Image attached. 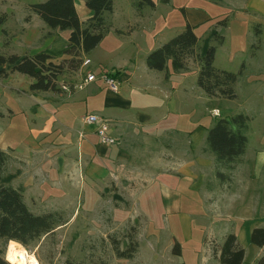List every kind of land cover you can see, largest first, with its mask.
I'll return each mask as SVG.
<instances>
[{
	"label": "crops",
	"instance_id": "obj_1",
	"mask_svg": "<svg viewBox=\"0 0 264 264\" xmlns=\"http://www.w3.org/2000/svg\"><path fill=\"white\" fill-rule=\"evenodd\" d=\"M9 1L12 9L7 6L5 9L25 12L17 22L23 40L16 48L12 41L10 49L0 53L19 56L45 53L53 55L56 61L65 57L71 31L51 29L30 11L31 5L48 0ZM121 1L113 0V12L104 16L107 33L91 53L82 54L80 67L98 76L111 73L123 85L121 91L119 88L118 93L113 92L98 79L72 94L31 93L30 77L17 72L10 74L0 83V96L7 99L0 102V149L20 165L21 171H16L25 196L41 193L37 197L41 202L58 201L63 203V208H73L78 193L81 199L90 192L122 193L123 198L117 194L108 197L114 201L107 204L114 209L111 224L115 228L137 227L140 247L135 257L118 258L111 264H221L213 256V242L223 244L231 234L237 236L245 249L243 264H256L264 255V246L251 242L253 231L264 229V101L261 99L264 97V0H198L195 5H182L185 25L166 26L168 34H175L172 39L191 26L199 38L200 56L216 47L214 64L217 48L226 43L223 33L231 27L232 14L254 31L243 57L239 53L236 71L215 66L238 75L235 100L209 97L197 83L199 65L189 63V68L179 73L169 64L165 71L149 69L147 57L172 39L156 41L163 28L152 14L143 11L145 7L132 12L119 25L117 19L125 15L120 12L124 10ZM152 1L155 3V8L149 7L152 12H158L162 6L171 12L179 8L171 0H160L161 5ZM133 4L134 8L138 7V0ZM75 6L81 23L86 25L93 11L87 7L86 0H75ZM5 9L0 8V12H6ZM9 23L1 27L2 33L7 31ZM140 25H149L140 33L143 39L147 38L151 49L143 50L136 40ZM33 27L40 30V42L28 46L24 38ZM8 33L14 38L18 36L14 28ZM202 36L206 38L203 47ZM46 37L50 42H43ZM219 37L223 38L221 44ZM107 39L113 43L104 44ZM126 43L138 49L140 58H121L116 66V62L112 63L113 69L102 71V59L96 58L95 53L103 49L114 60L123 57ZM20 47L26 51L19 53ZM87 56L88 65L84 62ZM19 74L23 82L15 88ZM4 88L8 93H1ZM212 99L231 103L242 100L243 110L239 112L250 118L246 153L233 171L219 169L215 155L207 147L209 130L218 120H206L202 107L205 110ZM251 99L258 103L249 105ZM85 114L97 115L100 122L87 124ZM101 122L109 124L108 134L116 140L115 144L101 143L97 134ZM219 170L227 180L217 176ZM71 223L73 219L65 225ZM176 244L182 248L180 256L173 254Z\"/></svg>",
	"mask_w": 264,
	"mask_h": 264
},
{
	"label": "trees",
	"instance_id": "obj_2",
	"mask_svg": "<svg viewBox=\"0 0 264 264\" xmlns=\"http://www.w3.org/2000/svg\"><path fill=\"white\" fill-rule=\"evenodd\" d=\"M87 7L93 11V17L83 25L79 18L75 0H48L30 6V11L39 16L51 29L71 31L69 50L66 52L72 60L71 71L80 69L83 61L82 54L91 53L103 40L107 33L105 14L112 13L113 0H86ZM155 8L152 0H138V8ZM7 14H0V28L8 21ZM260 31L257 32V35ZM219 44L223 38L219 37ZM199 38L194 29L188 25L186 30L166 43L160 49L147 57V66L154 71L167 70L168 63H172L177 73L189 68V60L196 59L200 63L198 86L209 97H225L236 99L234 86L238 75L221 71L215 67L216 47H211L206 55L197 56ZM79 59V60H77ZM11 67L13 73L26 75L33 80L30 90L32 93L59 91L57 81L64 73V63H57L48 54L40 53L35 56L4 55L0 53V78H7L9 72L5 67ZM250 118L244 114H237L229 119H220L209 130L207 147L215 155L217 166L233 171L246 153L249 142ZM11 156L0 149V243L17 242L28 247L42 236L51 234L64 224L63 213L52 212L43 215L34 214L24 200V189L6 186L1 182ZM221 180L227 176L218 171ZM251 242L264 246V229H255ZM174 254L181 255V247L176 244ZM137 252L134 245L132 251L119 252L121 258H132ZM214 254H219L221 264H243L245 249L239 243L237 236L231 234L222 247L216 248ZM0 264H12L5 258V251L0 249ZM72 264V263H68ZM264 264V255L256 262Z\"/></svg>",
	"mask_w": 264,
	"mask_h": 264
},
{
	"label": "rangeland",
	"instance_id": "obj_3",
	"mask_svg": "<svg viewBox=\"0 0 264 264\" xmlns=\"http://www.w3.org/2000/svg\"><path fill=\"white\" fill-rule=\"evenodd\" d=\"M135 0H123L121 1V6L124 8V10H121L120 12H125V15H121L117 19V23L120 25L124 23L129 15H131L132 12H138V7L134 8V2ZM162 4L160 0H155ZM172 3L176 4L179 7L178 10L171 12L170 8H167L166 6H162L158 12H152L149 7L143 8L144 12H149L152 14L153 19L158 24L161 25L163 30L159 33L157 37V42L162 40L168 42L171 37H173L175 34H168L167 27L170 28L172 26L174 27H182V25L186 24V17L184 12L181 10L182 5H187L190 3L191 5H195L193 3L198 2V0H171ZM43 3V2H42ZM2 4V5H1ZM14 4V3H13ZM7 6L9 9L11 8V1L9 0H0V8L5 9L4 7ZM217 8V7H216ZM218 9V8H217ZM142 10V9H140ZM6 12H0V14H7L8 15V21L10 22L7 31H4L2 33V28H0V51L4 52L5 49H10V45L12 44V41L15 44V48L18 47V43L22 42L23 40V34L22 30H20V25L17 22H20V19L25 15V12H18V10L15 9V12H12L11 10L5 9ZM20 11V9H19ZM130 12V13H129ZM27 18H29L28 15L29 12L26 13ZM108 14V13H107ZM233 19L231 18L230 23V29H225V33L223 35L226 37V43L222 47L217 48V68H223V69H231L233 71L237 70L238 64H239V53L240 56L243 57L242 53L248 49V45L252 43L253 39V30L251 28L247 27L246 25L241 23V18H239L237 15L232 14ZM11 17V18H10ZM16 22V24H15ZM172 23V24H169ZM15 24V25H14ZM147 24H149V21H147ZM184 24V25H185ZM133 25H137L135 22H133ZM179 25V26H177ZM147 29L149 25H140V28L137 30L136 40L137 42H140L141 48L143 50L145 49H151V45L149 44V41L147 38L143 39L142 29ZM16 31L18 36L16 38L13 37L11 33L12 30ZM40 30L37 27L31 28L29 31H27L24 43L28 46L31 44H38L40 41ZM67 33V32H66ZM173 33V32H172ZM201 35V34H199ZM60 33H57L56 37H59ZM14 38V39H13ZM64 38V36H62ZM66 38L65 40H67ZM167 39V40H166ZM201 46L203 47V44L206 42V38H201ZM44 41L50 42V39L46 37ZM42 42V43H43ZM112 44L113 40L107 39V41L104 42V44ZM24 44V45H25ZM127 46L123 52V57H118L117 59L113 60L112 58H108V52H106L103 49H99L97 53H95V57L98 59H102V71H109V68H112V63H115V66L117 65L118 61L121 58H127L133 56L134 59L140 58L139 57V51L134 47V45H131L129 43H126ZM26 46V45H25ZM8 51V50H7ZM26 51V48L20 47L18 49L19 53H24ZM197 56L199 55V50L197 49ZM14 55V54H10ZM16 55V54H15ZM8 56V55H7ZM27 56H29L27 54ZM53 56V55H52ZM24 57V56H21ZM101 57V58H100ZM54 58V57H53ZM61 60V61H60ZM58 61H54L57 63H64V73L59 76V79L57 81V85L59 86V93L66 92L68 94H72L76 92L77 90L74 89V86L78 83L80 84L81 81L84 79V75L88 72L83 71L85 69L81 68L77 71H71L70 62L72 60V57H70L68 54H65V57H62ZM79 60V59H77ZM84 62L87 64V62L90 63L89 57L84 58ZM190 66H200V63L196 59L191 58L189 60ZM234 63V65H232ZM145 64V62L143 63ZM172 68V63H168ZM88 65V64H87ZM91 66V65H89ZM88 66V67H89ZM233 67V68H232ZM7 68L10 74L13 73L8 66ZM87 68V67H84ZM167 72V71H166ZM91 73V72H90ZM109 73V72H108ZM236 73V72H235ZM111 74V73H110ZM20 75V74H19ZM18 80H15L14 83H17L14 85L15 88L19 87V85L23 82L21 81V75L16 77ZM23 78V77H22ZM27 80L29 79L28 77ZM0 83L2 82V79L0 78ZM196 80V79H195ZM101 82H104L103 80H100ZM190 81H192V78H190ZM4 82H2L3 84ZM13 83V82H12ZM11 82L9 84H12ZM105 83V82H104ZM103 83V84H104ZM190 87L192 86L191 83L189 84ZM107 86V85H106ZM123 85H120V91L123 87ZM65 87L71 88V91L68 89L69 92L66 91ZM197 88V87H195ZM235 88V86H234ZM1 93L6 94L8 93V90L4 88ZM150 91V90H149ZM152 92V91H151ZM32 93V92H31ZM11 94V92H10ZM21 94V92H19ZM212 98V97H211ZM216 98V97H213ZM222 99H227L225 97H217ZM264 101V97L261 98ZM6 98L4 95L0 96V102L3 101L6 102ZM230 100V99H227ZM242 101V100H241ZM235 101L233 103L228 101H219L212 99L211 103L205 106V110L202 107V113L203 117L210 121H216L220 120L221 117H227L231 116L237 113L240 114L239 111L242 109V102ZM258 103V100H250L249 105H252L254 103ZM208 108V110H206ZM243 110V109H242ZM6 111V109H4ZM218 112V115L215 116V113ZM212 117L211 116V114ZM235 113V114H232ZM86 115V114H85ZM217 121V122H218ZM20 165L15 162L14 159H11V161L8 163L4 179L1 182L2 184L6 186H14L15 188L22 187V180H19V175L16 170L21 171L19 168ZM23 188V187H22ZM24 189V188H23ZM24 200L26 205H28L29 209L36 215H43L47 213L53 212H59L63 213V221L64 224L58 226L55 231L51 234H47L42 236L40 239L35 241L33 244H31L28 247L22 246L28 255L34 257L37 259L39 264H111L115 261V259L121 258L118 253L119 252H127L132 251L133 246L135 245L137 248V252L139 251V230L135 226H124V225H118L115 226L111 224L112 215H113V206L107 205L109 202L112 204L114 203L113 199L111 201L108 200V197L114 198V195L117 194L121 198H123L122 193H107V192H99L98 194L96 192H93V194L90 192L87 197L84 199H81V194L78 193L76 196V202L72 203L73 208H63V203H59L58 201H40L38 196H40L41 193H26L25 196V190H24ZM42 195V194H41ZM82 200V202H81ZM85 201V203H83ZM80 202V203H79ZM81 203H83V207H81ZM66 204V203H64ZM79 205V206H78ZM63 210V211H62ZM67 211V212H66ZM73 219L74 223L66 224L67 222L71 221ZM208 241V240H207ZM226 241V240H225ZM224 241V243H225ZM213 256L217 257L219 259V254L215 255L214 250L216 248H220L223 246V244H220V242H213ZM211 244V243H210ZM9 245L0 243V249H3L5 251V258L8 259V250ZM174 254V251H173ZM181 254H182V248H181ZM136 255V254H135ZM135 255L133 257H135ZM216 258V259H217ZM189 260V259H188ZM188 262V261H187ZM192 264V262H190Z\"/></svg>",
	"mask_w": 264,
	"mask_h": 264
},
{
	"label": "built area",
	"instance_id": "obj_4",
	"mask_svg": "<svg viewBox=\"0 0 264 264\" xmlns=\"http://www.w3.org/2000/svg\"><path fill=\"white\" fill-rule=\"evenodd\" d=\"M89 63V62H88ZM98 79L103 80L105 84L115 93L119 92L120 82L114 77L112 74L105 72L100 76L96 75L95 73H88L87 76L81 81L80 84H76L74 86L75 90H82L88 84L96 82ZM66 91L68 89L71 91V88L65 87ZM218 115V112L215 113V116ZM84 121L87 124L94 125L100 122V118L94 114H87L84 117ZM109 131V124L106 122H101L97 129V134L101 140V143L104 145H113L116 143V140L108 134Z\"/></svg>",
	"mask_w": 264,
	"mask_h": 264
},
{
	"label": "bare ground",
	"instance_id": "obj_5",
	"mask_svg": "<svg viewBox=\"0 0 264 264\" xmlns=\"http://www.w3.org/2000/svg\"><path fill=\"white\" fill-rule=\"evenodd\" d=\"M7 258L12 264H39L36 258L27 254L21 244L13 241L10 242Z\"/></svg>",
	"mask_w": 264,
	"mask_h": 264
}]
</instances>
